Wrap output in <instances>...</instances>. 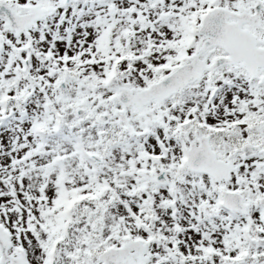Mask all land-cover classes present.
Segmentation results:
<instances>
[{
  "label": "snow or ice",
  "instance_id": "6c2138e0",
  "mask_svg": "<svg viewBox=\"0 0 264 264\" xmlns=\"http://www.w3.org/2000/svg\"><path fill=\"white\" fill-rule=\"evenodd\" d=\"M0 264H264V0H0Z\"/></svg>",
  "mask_w": 264,
  "mask_h": 264
}]
</instances>
